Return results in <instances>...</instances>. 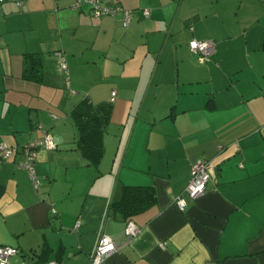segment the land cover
Masks as SVG:
<instances>
[{"label": "crops", "instance_id": "obj_1", "mask_svg": "<svg viewBox=\"0 0 264 264\" xmlns=\"http://www.w3.org/2000/svg\"><path fill=\"white\" fill-rule=\"evenodd\" d=\"M78 1L0 2L10 264H89L99 237H123L128 221L140 233L103 264H264V0H101L131 12L127 27ZM191 41L215 43L208 61ZM26 54L42 56L40 84L22 78ZM85 98L111 105L97 166L76 149L71 113ZM44 131L55 149L37 152L35 190L17 165ZM199 161L210 164L205 193L180 211L174 198ZM124 186L152 187L155 204L129 220L110 212Z\"/></svg>", "mask_w": 264, "mask_h": 264}, {"label": "built area", "instance_id": "obj_2", "mask_svg": "<svg viewBox=\"0 0 264 264\" xmlns=\"http://www.w3.org/2000/svg\"><path fill=\"white\" fill-rule=\"evenodd\" d=\"M2 0H0L1 2ZM18 7L23 4L24 0H12ZM85 3L90 7L92 17L101 18L104 16L122 15L123 27H127L132 19L131 12L123 10L117 5H101V0H79L76 4ZM142 16L149 17L147 9L142 10ZM189 49L196 56L198 63L202 64L208 61L209 57L214 53L215 43L212 41H191ZM58 66L62 71H67V63L62 53H57ZM114 96V94H112ZM54 145V147H49ZM41 148L55 149V144L51 135L44 131L43 138L33 141L23 148L24 161L18 163V167L28 172L30 179L33 182L35 190H38L39 180L35 175V160L37 152ZM13 149L6 144L0 145V162L7 161L13 155ZM210 179V164L205 161H199L191 168L190 179L184 193L174 198V202L180 211L186 208V199H196L205 193L207 183ZM52 213H55L52 209ZM78 227V226H77ZM140 233V228L133 222L126 223L123 237L113 239L102 234L97 242L96 249L90 258L89 264H103L106 259L116 253L122 246L130 242ZM163 247V245H162ZM19 250L16 247L0 246V264H10L12 257L16 256Z\"/></svg>", "mask_w": 264, "mask_h": 264}, {"label": "trees", "instance_id": "obj_3", "mask_svg": "<svg viewBox=\"0 0 264 264\" xmlns=\"http://www.w3.org/2000/svg\"><path fill=\"white\" fill-rule=\"evenodd\" d=\"M264 51V44H263ZM22 78L33 83L43 79V59L39 54H26L23 61ZM110 103L93 104L88 99L80 101L71 116L78 131L76 149L89 165L97 166L102 155V138L110 121ZM152 187L124 186L117 200L109 204V211L129 220L155 204Z\"/></svg>", "mask_w": 264, "mask_h": 264}, {"label": "rangeland", "instance_id": "obj_4", "mask_svg": "<svg viewBox=\"0 0 264 264\" xmlns=\"http://www.w3.org/2000/svg\"><path fill=\"white\" fill-rule=\"evenodd\" d=\"M27 263H28V264H33V262H31V261H29V260L27 261ZM27 263H25V264H27Z\"/></svg>", "mask_w": 264, "mask_h": 264}, {"label": "clouds", "instance_id": "obj_5", "mask_svg": "<svg viewBox=\"0 0 264 264\" xmlns=\"http://www.w3.org/2000/svg\"><path fill=\"white\" fill-rule=\"evenodd\" d=\"M49 147H54V145H49Z\"/></svg>", "mask_w": 264, "mask_h": 264}]
</instances>
